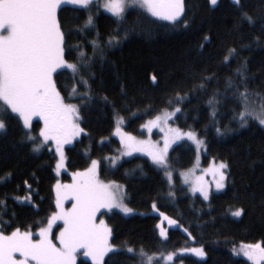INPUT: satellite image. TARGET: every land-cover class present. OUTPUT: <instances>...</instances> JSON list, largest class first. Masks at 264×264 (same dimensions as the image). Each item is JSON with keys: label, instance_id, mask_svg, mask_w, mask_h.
<instances>
[{"label": "trees", "instance_id": "1", "mask_svg": "<svg viewBox=\"0 0 264 264\" xmlns=\"http://www.w3.org/2000/svg\"><path fill=\"white\" fill-rule=\"evenodd\" d=\"M246 7L253 15H259L264 4L261 0H246ZM72 8V5H63L58 9L64 31L73 30L69 45H79L89 56L92 55V41L105 47L104 59L97 58L93 67V102L81 113V127L85 132L65 147L67 159L60 180L68 182L73 172L82 171L91 159H98L100 180L121 184L124 202L135 211L130 216L116 210L107 212L106 221L112 229L110 242L131 246L136 253L142 248L146 253L141 257L122 250L109 253L105 260L108 264H147L149 257H164L186 246H203L207 253L203 258L183 255L167 263L159 258L158 264H181V261L183 264H253L240 249L247 244L264 246V126L251 121L239 131L217 135L208 100L217 86L223 92L224 78L245 60L249 88L264 94V35L259 41L254 39L260 34L259 24L249 27L245 22L237 30L234 27L236 11L231 0H219L216 6L210 5L208 0H185L184 18L193 21L191 27L186 29L182 24L173 27L169 22L157 21L146 24L141 31L133 25L141 18L143 10L128 9L127 19L119 24L115 17L94 3L91 9L94 26L77 31L88 13ZM143 15L148 16L146 12ZM118 28L121 42L107 46L109 35ZM205 34L210 36V41H203ZM202 42L206 43L203 50L199 47ZM232 46L239 55L229 67H223L221 62L226 49ZM211 72L217 73L219 84L213 80L205 91H191L202 75ZM153 75L157 76L156 83L151 79ZM69 77L70 74L65 73L57 78L65 95L66 88L71 86ZM177 91L191 94L182 105L183 112L177 114L179 118H173L169 124L183 131L191 127L205 140L202 166L221 161L229 165L226 188L211 193L208 201L190 194L182 182L180 172L192 168L198 156L195 146L185 140L175 144L169 153L173 170L171 185L164 172L146 157L136 155L115 165L105 159L115 158L119 153L120 140L113 134L116 115L123 117L120 125L123 131L142 136L141 125L164 110L168 98H174ZM105 96L107 103L103 100ZM70 102L79 103L78 100ZM216 107L219 126L228 125L233 104L222 101ZM231 127L235 129L238 125L233 121ZM21 129L22 124L13 119L8 121L6 131L0 133V177H3L0 199H6L7 203L5 220L15 214L14 227L23 230L32 226L31 230L36 231L35 223L46 221L56 209L55 154L48 149L32 153L31 145L22 140ZM38 133L39 124L34 121L32 134ZM102 137L106 138L103 144L100 143ZM24 181L31 185V204L14 199L27 194ZM169 191L175 196L170 197ZM153 202L159 211H153ZM236 208L244 210L240 217L231 215ZM159 212L178 219L181 224V227L166 228V224L161 223L168 230L166 238L160 237L156 227L161 219ZM57 224L62 225L61 222ZM185 228L195 240L189 238ZM58 230L54 225L53 232ZM156 260L158 258L153 259ZM76 264L92 262L79 257Z\"/></svg>", "mask_w": 264, "mask_h": 264}, {"label": "snow or ice", "instance_id": "2", "mask_svg": "<svg viewBox=\"0 0 264 264\" xmlns=\"http://www.w3.org/2000/svg\"><path fill=\"white\" fill-rule=\"evenodd\" d=\"M98 2L99 0H0V133L6 131L8 121L15 119L18 124H22V140L31 145L32 153L39 154L45 149L52 151L54 147L55 171L58 175L60 169L65 167L67 159L65 146L71 145L75 137L85 132L81 127V113L93 102V67L97 58L101 61L104 59L105 47L96 40L92 41V55L89 56L79 45H69L68 39L73 30L70 29L67 33L64 31L58 17V9H61L62 5H72L73 11L87 12L83 26L77 29L84 31L94 26L91 9L93 4ZM231 2L236 11L234 27L239 30L245 22L249 27L259 24L260 34L254 37L259 41L264 35V9L259 15H253L246 7V0ZM208 3L216 6L218 0H208ZM261 4H264V0H261ZM100 6L111 13L119 24H123L127 19L129 8L143 10L140 13L141 18L133 25L134 29L141 31L146 24H155L157 21L169 22L173 27L182 24L186 29L193 23L184 18L185 0H103ZM143 12L148 16L145 17ZM120 31L118 28L109 35L107 46L121 42ZM126 37L127 31L124 38ZM203 41H210V36L205 34ZM205 46L206 43L203 42L199 45L201 50ZM73 53L76 55L73 56ZM238 55L236 47H228L221 62L222 66L229 67ZM246 65L245 60L224 78L223 92L217 86L216 91L209 96L208 103L212 108L211 117L217 135L239 131L240 128L248 127L251 121L264 126V94L249 88ZM65 73L70 74L71 84L65 90L66 95L57 82V78ZM151 79L153 83L157 82L156 75ZM213 80L218 81L215 72L202 75L191 91H205ZM190 94L191 92L181 94L177 91L174 98H168L164 110L141 125V128L149 131L154 127L160 128L164 133L162 147L158 142L153 144L124 132L120 126L123 117H115L116 127L113 134L120 138L121 155L146 153L152 163L164 172L170 185L173 182V170L168 157L172 144L186 138L193 142L198 153L205 145V140L193 128L189 127L188 131H183L169 124L173 118H179L177 114L183 112L182 105ZM72 100H78L79 103L70 102ZM103 100L107 103L108 98L105 96ZM222 101L233 104L232 119L223 127L219 126L216 120V105ZM112 106L115 108L114 104ZM33 117H38L42 122L38 135L32 134ZM233 121L238 125L235 129L231 127ZM105 139L102 137L100 143L103 144ZM105 159H110L115 165L119 157ZM99 165L98 159H91L90 164L82 171L72 173V183L61 184L57 180L53 185L56 209L46 221L35 223V232L31 230L32 226L23 230L19 226L14 227L15 214L5 220L7 203L6 199H0V264H76V255L81 251L91 259L92 264H108L105 257L109 253L122 250L141 257L146 255L142 248L136 253L131 246H117L110 242L112 229L103 219H99L97 213L101 209L117 208L127 215L132 213L133 209L127 206L123 195L119 193L121 186L113 187V182L105 184L99 179ZM228 168L229 165L223 161L210 167L217 190L226 188L227 177L230 175ZM190 174L191 170L181 173L185 182ZM7 175L10 176L11 173ZM24 184L27 194L16 196L14 199L31 204V185L28 181H24ZM191 191L199 192L204 201L210 198L209 189L202 183L193 184ZM168 195L174 197L175 193L169 191ZM69 199L72 201L71 207L66 208L64 202ZM152 209L159 211L155 202ZM243 211V208H236L231 215L240 217ZM159 215L170 226L181 227L178 219L166 216L164 212H159ZM57 222H61L62 226ZM54 225L59 227L58 233L53 232ZM156 227L160 237L166 238L168 230L160 223ZM8 228L12 230L6 231ZM184 231L188 232L190 239L195 240L188 228ZM179 251L201 258L207 255L203 246H186ZM240 252L253 264L264 261V246L260 243L242 245ZM174 255L176 253H169L164 259L171 261ZM148 264H153V257L148 258Z\"/></svg>", "mask_w": 264, "mask_h": 264}, {"label": "rangeland", "instance_id": "3", "mask_svg": "<svg viewBox=\"0 0 264 264\" xmlns=\"http://www.w3.org/2000/svg\"><path fill=\"white\" fill-rule=\"evenodd\" d=\"M218 1H219V0H218ZM102 3H103V0H99L98 4L101 5ZM62 6H63V5H62ZM100 8L103 10V12L108 13V12L105 11V9H104L102 6H100ZM129 9H130V8H129ZM109 14H111V13H109ZM34 121H38L39 129H40V127L42 126V122L39 120L38 117H33L32 123H33ZM173 128H174V127H173ZM141 130H142V132H143V135H142V136H136V135H134V136H136L138 139H141V140H147V141H150V142L153 143V144H155V143L158 142V143L160 144L161 147L163 146V142H164V141H163L164 133L160 131V128H159V127H154V128L151 129V131H149L148 129H145V128H142ZM124 132H126V131L124 130ZM127 133H128V132H127ZM132 135H133V134H132ZM78 137H79V136H78ZM78 137H75L74 140L77 139ZM117 137H118V139L120 140L119 136H117ZM74 140H73V141H74ZM184 140L187 141V142H189L190 144L194 145L192 141H189V140H187L186 138H184V139H182V140H179V141H176L175 143H173L172 146H171V148L169 149V153H170L171 149L174 147L175 144H177V143H179V142H181V141H184ZM66 146H67V145H66ZM66 146H65V147H66ZM194 146H195V145H194ZM203 147H204V146H202V147L200 148L199 153L197 152V153H198V156H197V160H196L194 166H193L192 168H189V169H187V170H183V171L180 172V174H181L182 172H183V173H187V172H189V170H191V174L188 176V181H187V182H185V178H184L183 176H181V178H182V182H183V184L187 185V187H188V191H189V193L192 194V195H199V196H200L199 192L193 193V192L191 191V186H192L193 184H195V183H202L206 188L209 189V191H210V195H211V193H219V192H222V191L224 190V189H222V190H217V189H216V187H215V182H214V180H213V175H212V172L210 171V167H211L214 163H215V164H219L220 162H211V163H209V164H208L207 166H205V167L201 165V152L204 150ZM121 148H122V146H121V143H120L119 153H118V155L116 156V157H119V159H117L116 162H119V161H121V160H123V159L131 158V157L136 156V155L146 157V158H148V159L151 161L150 157H149L146 153H144V152H133V153H131L130 155H128V154L121 155V151H120ZM195 148H196V146H195ZM52 150L54 151V147H53ZM196 151H197V150H196ZM54 154H55V151H54ZM151 162H152V161H151ZM55 164H56V161H55ZM64 169H65V167L62 168V169H60L59 175L57 174L56 171H55V174H56L58 180L61 182V184H70V183H72L73 177H71V179H70L68 182H63V181L60 180L61 173L64 171ZM197 178H199V180H197ZM99 179H100V178H99ZM101 181H102V180H101ZM103 182H104V181H103ZM104 183H105V184H108L109 182H104ZM117 185L121 186V187L119 188V193L123 195V187H122V185L119 184V183H116V182L114 183V182H113V187H116ZM54 194H55V192H54ZM55 197H56V194H55ZM123 199H124V195H123ZM71 203H72L71 199L66 200V201L64 202V206H65L66 208H70V207H71ZM112 210H116V211H119L120 213H122V212H121L119 209H117V208H113V209H111V210H108V209H101L100 212L97 213V216L99 217V219H103V220L105 221V223L108 225V223H107V221H106V214H107V212L112 211ZM134 213H135V211L133 210L132 213H129V214H127V215H125L124 213H122V214L125 215V216H130V215H133ZM166 216H167V215H166ZM98 222H99V220H97V223H98ZM159 223H160V224H161V223H165V224H166V228H174V227H175V226H170V225L168 224V222H167L166 220H162V218L160 219ZM61 226H62V225H61ZM108 227H109V225H108ZM109 228H110V227H109ZM33 232H35V231H33ZM58 232H59V230H58L56 233H58ZM110 239H111V237H110ZM255 244H256V243H255ZM175 253H176V255L173 256V259H172L171 261H173V260L175 259V257H177V256H183V255H191V256H194L193 254H191V253H187V252H180V251H178V252H175ZM167 255H168V254L163 255V256L166 257ZM79 257H81V258H85V259H88L89 261H91V259H90L89 257H86V256L83 255V252H82V251L79 252V253L76 255V260H77ZM164 257H161V256H159V255L153 257V259L158 258V260L153 261V264L159 262V258H161L160 261H161L162 263L171 262V261H166V260L164 259ZM194 257H196V256H194ZM198 258H201V257H198ZM91 262H92V261H91ZM146 263L148 264V259H146ZM252 263H253V262H252ZM260 264H264V261H261Z\"/></svg>", "mask_w": 264, "mask_h": 264}]
</instances>
